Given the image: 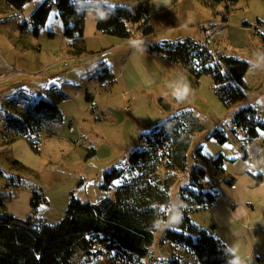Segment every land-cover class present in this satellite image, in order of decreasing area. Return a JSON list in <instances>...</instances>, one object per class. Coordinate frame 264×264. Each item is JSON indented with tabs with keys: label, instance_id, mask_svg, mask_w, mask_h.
Returning <instances> with one entry per match:
<instances>
[{
	"label": "rangeland",
	"instance_id": "1",
	"mask_svg": "<svg viewBox=\"0 0 264 264\" xmlns=\"http://www.w3.org/2000/svg\"><path fill=\"white\" fill-rule=\"evenodd\" d=\"M44 1L30 0L15 10L0 0V72L4 73L0 81V216H32L53 224L62 219L70 193L82 201L114 198L124 181H115L107 191L99 190L103 175L116 167L122 170L123 179L139 176L128 164L132 152L144 149L139 137L149 135L161 121L186 117L189 131L181 141L189 147L184 167L173 155L169 168L161 167L150 175L163 188L166 179L171 185L165 188L166 220L151 224L153 251L141 264H198L184 247L164 239L167 230L179 232L181 193L192 190L190 171L195 166L207 172L202 183L215 202L204 210L196 208L189 236L196 239L204 229L220 240L232 234L230 224L237 221L234 235L246 244L248 253L254 252L248 263L255 264L256 256H264V231L258 227L264 216L246 223L245 211L250 208L243 202L256 205L255 211L260 212L256 201L264 196V132L259 131L254 142L259 154L245 157L253 146L244 141L234 117L251 107L264 123V0H239L228 9L209 0H179L177 7L191 4L193 9L181 16L171 9L168 15L176 28L170 33L143 37L128 25L132 29L128 40L98 32L96 20L103 11H133L137 0H71L84 11V48L64 37L58 0H51L47 22L34 36L31 16ZM166 1L165 7L170 6L172 1ZM195 10L200 16L196 17ZM194 18L201 23L197 25ZM220 23L225 27L218 29ZM187 40L196 44L193 64L199 70L202 61L209 59L212 64L218 55L248 64L245 97L239 104L225 106L211 76L194 78L155 51L157 46L175 49L177 42ZM105 69L115 77L113 83L101 82ZM57 95L63 96L58 105L63 114L59 124L26 136L7 128L9 118H20L39 100ZM91 152L95 155L86 158ZM218 158L223 161L222 175L215 174ZM14 161L26 169L13 166ZM229 178L234 180L232 185L226 182ZM34 193L47 204L33 212L30 200ZM245 226L253 229L248 231ZM96 243L97 248L101 242ZM74 263L123 264L115 256L86 259L80 255Z\"/></svg>",
	"mask_w": 264,
	"mask_h": 264
},
{
	"label": "trees",
	"instance_id": "2",
	"mask_svg": "<svg viewBox=\"0 0 264 264\" xmlns=\"http://www.w3.org/2000/svg\"><path fill=\"white\" fill-rule=\"evenodd\" d=\"M29 1L3 0L15 10L21 9ZM238 1L211 0L213 4H224L225 9ZM150 3L151 0H137L133 11L119 8L114 12H101L96 20L97 31L115 38L130 39L132 29L128 25H132L140 36H151L154 30L149 22ZM51 8V0H45L32 14L34 36H38L39 30L45 26ZM56 8L64 26V37L79 42L84 48V11L71 0H58ZM195 46V43L187 40L185 44L178 43L175 49L157 46L155 51L167 62L181 65L194 78L211 76L216 94L225 106L239 104L245 97L244 76L248 64L230 56L218 55L212 64L209 59L202 61V70H199L193 64ZM106 70L100 77L101 82L113 83L115 77ZM62 100V95L53 96L50 100H39L27 108L20 118H9L7 128L26 136L37 135L48 126L53 127L51 124H59L63 120L58 107ZM169 119L155 124L149 135L139 137L144 149L132 152L128 161L131 170L139 172V176L123 179L122 170L116 167L103 175L102 185L99 186L103 191H107L115 181H124L116 188L114 198L107 197L90 203L70 193L62 219L53 224L36 221L32 216L25 219L11 214L0 216V264H75L79 255L86 259L92 256H115L123 264H141L143 259L151 256L154 235L150 226L154 221L166 220L163 207L168 204V196L165 188L171 185V181L166 179L167 186L163 188L154 183L150 175L161 167L169 168V159L173 155L178 164L184 167L189 147L181 141L183 134L189 131L187 118L174 116L171 121ZM234 123L243 134L244 141L253 146L245 157L257 156L260 150L254 142L259 131L264 132V123L260 122L257 111L251 107L240 110L234 117ZM219 139L225 140L220 136ZM94 155L91 152L86 158ZM197 156L201 157L199 152ZM13 164L26 169L17 161ZM222 167V158H218L214 162L215 174L222 175ZM206 177L207 172L203 168L195 166L191 169L192 190L182 191L179 202V232L167 230L164 239L184 247L198 264H236L238 260L235 254L206 230H200L196 239L189 236L192 230L191 216L196 208L202 207L204 210L215 202V196L205 190L202 183ZM257 180L260 181L261 177ZM226 182L232 185L234 180L229 178ZM44 204H47L44 197L37 193L32 195L30 206L33 212ZM96 242H101L97 248Z\"/></svg>",
	"mask_w": 264,
	"mask_h": 264
},
{
	"label": "crops",
	"instance_id": "3",
	"mask_svg": "<svg viewBox=\"0 0 264 264\" xmlns=\"http://www.w3.org/2000/svg\"><path fill=\"white\" fill-rule=\"evenodd\" d=\"M159 1H160V4H159ZM159 1L158 0H151V3H150V20H149V22H150L151 26L153 27L154 33L151 36H149V37H155L159 32L170 33L171 29H175L176 28L175 21L174 20H170L171 17L168 15V14H170V11H171L172 8H175V10L177 11V14L179 16L187 15L189 10L193 9V6L191 4L180 5V7H177V5H179V4H176V3L179 0H170V2L172 1V3H171L170 6H167V7H165L164 3H168L169 1H166V0H164V1L163 0H159ZM209 2H211V0H209ZM194 14H196V17L200 16L199 12H197V10L194 11ZM194 20L197 21V25L201 23V21H199L200 20L199 18L198 19L194 18ZM162 41H164V40H162ZM177 43H179V42H177ZM84 185H85V182H84L83 186ZM84 190L85 191L87 190V188L85 186H84ZM89 202L90 203H96L97 200L96 199L93 200V198H92L91 201H89ZM256 202L258 203V205L261 206L260 212L259 211H255V206L256 205H253V204L247 203V202H243L244 204H246L250 208L249 210L245 211L246 212V217H247L246 218V223H249L252 220L255 222V221H257L259 219L260 216H264V196H261ZM231 203L232 204H231L230 207H232L235 204L234 200ZM252 215H253L254 219H252ZM236 226H239V223L237 221L236 222H232L230 224L231 231H232L231 233L232 234L230 236H228V237L223 235V236H221L220 240L222 242H224L225 245L235 254L239 264H251V263H248V260L253 257L254 252H249L248 253L246 244L242 243L241 241H239L236 238V236L234 235V233H236V231H234V228ZM258 227L262 228L263 231H264V219H263L262 223ZM245 228L248 231L253 229L252 227H248V226L247 227L245 226ZM255 264H264V256L263 257L262 256L261 257L260 256H256V263Z\"/></svg>",
	"mask_w": 264,
	"mask_h": 264
},
{
	"label": "built area",
	"instance_id": "4",
	"mask_svg": "<svg viewBox=\"0 0 264 264\" xmlns=\"http://www.w3.org/2000/svg\"><path fill=\"white\" fill-rule=\"evenodd\" d=\"M224 27H225V23H220L218 29H222ZM3 77H4V73L0 72V81L3 79Z\"/></svg>",
	"mask_w": 264,
	"mask_h": 264
},
{
	"label": "clouds",
	"instance_id": "5",
	"mask_svg": "<svg viewBox=\"0 0 264 264\" xmlns=\"http://www.w3.org/2000/svg\"><path fill=\"white\" fill-rule=\"evenodd\" d=\"M236 264H239V262L237 261Z\"/></svg>",
	"mask_w": 264,
	"mask_h": 264
}]
</instances>
